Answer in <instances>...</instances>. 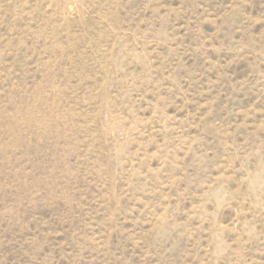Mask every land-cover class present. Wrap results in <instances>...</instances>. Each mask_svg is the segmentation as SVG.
<instances>
[{"label": "rangeland", "instance_id": "1", "mask_svg": "<svg viewBox=\"0 0 264 264\" xmlns=\"http://www.w3.org/2000/svg\"><path fill=\"white\" fill-rule=\"evenodd\" d=\"M0 264H264V0H0Z\"/></svg>", "mask_w": 264, "mask_h": 264}]
</instances>
